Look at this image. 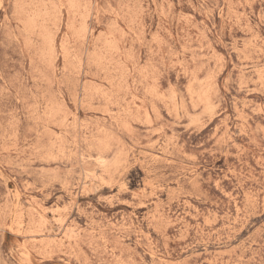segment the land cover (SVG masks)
<instances>
[{
  "label": "rangeland",
  "instance_id": "rangeland-1",
  "mask_svg": "<svg viewBox=\"0 0 264 264\" xmlns=\"http://www.w3.org/2000/svg\"><path fill=\"white\" fill-rule=\"evenodd\" d=\"M0 264H264V0H0Z\"/></svg>",
  "mask_w": 264,
  "mask_h": 264
},
{
  "label": "bare ground",
  "instance_id": "bare-ground-1",
  "mask_svg": "<svg viewBox=\"0 0 264 264\" xmlns=\"http://www.w3.org/2000/svg\"><path fill=\"white\" fill-rule=\"evenodd\" d=\"M18 205V204H17ZM24 252V251H23Z\"/></svg>",
  "mask_w": 264,
  "mask_h": 264
}]
</instances>
